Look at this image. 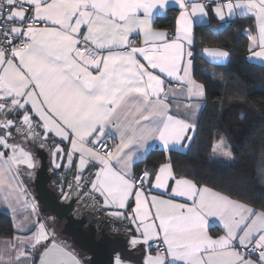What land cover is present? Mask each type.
<instances>
[{
	"label": "snow or ice",
	"instance_id": "1",
	"mask_svg": "<svg viewBox=\"0 0 264 264\" xmlns=\"http://www.w3.org/2000/svg\"><path fill=\"white\" fill-rule=\"evenodd\" d=\"M167 2L0 0V146L11 150L0 151V196L14 216V205L37 213L19 179L21 164L35 166L33 156L9 139L15 128L23 140L38 139L45 147L51 133L70 144L62 148L53 139L54 156L66 155L71 165L79 154L76 187L84 186L82 180L89 182L93 200L92 194H99L105 206L123 210L111 215L137 225L142 241L134 238L133 245L162 241L166 246L161 250L158 244L146 264H264V209L177 177L170 160L158 169L144 168L139 176L133 170L134 158L150 140H159L168 150L193 139L187 133L195 131L192 117L202 107L193 101L206 95L205 85L193 74V17L203 21L206 6L176 0L181 11L174 34H169L152 27L153 10L165 8ZM225 9L229 17L239 10L241 17L255 18L258 34L249 35L248 48L251 57L264 61V0H229L213 11L224 20ZM133 35L142 40L137 43ZM202 53L214 63L230 58V52L219 47H203ZM178 97L188 103L181 105ZM181 107L191 110V116L185 112L181 117ZM10 113L20 115L9 119ZM213 151L233 158L223 138ZM95 164L99 167L83 176ZM154 190L162 191L146 195ZM209 218H217L223 235H209ZM30 224L28 216L23 223L14 219L19 231L30 230ZM33 226L37 230L31 235L3 242L0 264H35L31 253L49 236L44 223ZM251 254L258 258L251 259ZM38 264L81 261L53 241L43 245Z\"/></svg>",
	"mask_w": 264,
	"mask_h": 264
},
{
	"label": "trees",
	"instance_id": "2",
	"mask_svg": "<svg viewBox=\"0 0 264 264\" xmlns=\"http://www.w3.org/2000/svg\"><path fill=\"white\" fill-rule=\"evenodd\" d=\"M177 11V7H168L155 23L171 30ZM247 27L248 21L239 16L228 19L216 31L208 24L196 27L193 74L205 85L206 95L193 139L183 151L151 149L136 162L135 172L146 167L157 169L167 157L176 175H185L256 209H264V66L247 58ZM205 45L226 49L230 58L222 63L205 59L201 53ZM218 138L228 143L231 162L213 155L212 146ZM59 171H51L53 178L59 179ZM62 175L64 180L68 177ZM12 234L9 214L0 211V236Z\"/></svg>",
	"mask_w": 264,
	"mask_h": 264
},
{
	"label": "crops",
	"instance_id": "3",
	"mask_svg": "<svg viewBox=\"0 0 264 264\" xmlns=\"http://www.w3.org/2000/svg\"><path fill=\"white\" fill-rule=\"evenodd\" d=\"M215 1L216 0H189L190 3H203V4H205L206 11L208 13V15L203 18V21H201V19L199 17H193V20H194L193 31L194 32H195V29H196L197 26L204 25V24H206V25L208 24L211 27L212 30L216 31V30H219L228 19H230L232 17H235V16L241 17L239 15V10H237V12H236L235 15L229 17L227 15V9H225L224 10L225 11V19L224 20H221L215 14V12L213 11V9L216 6ZM220 1H221V4H224V3L229 2V0H220ZM231 2L235 4L236 3V0H231ZM170 6H174V7H177L178 8V11H177V14L175 16L174 23H173V26H172L171 30H169V29H167L165 27L159 26L157 23H155V18L157 16L163 15L166 12L167 8L170 7ZM180 11H181V9H180L179 5L176 3V0H168L165 8L161 9V8L157 7V8H155L153 10V24H152V27L154 29H156V30H163V31H166L169 34H174V32H175V26H176V19L179 16ZM189 11H191L190 8H189ZM243 18H245L248 21V27L245 29V32L247 33V37H249L250 34H258V30L255 27V25H256L255 18L254 17H251V16L250 17H243ZM132 37L135 38V41H137V43H139L142 40V37L141 36H138V35H133ZM249 42H250L249 41V38H247V58L250 61H252V62H255L257 64H260V65H263L264 66V61H261L259 58L251 57V52L249 51V48H248ZM203 47H218V46L205 45ZM219 48H222V47H219ZM224 50H226V49H224ZM255 50H259V49L257 48ZM201 53H202V49H201ZM202 56L205 59L209 60L203 53H202ZM177 99L179 100V102L181 103V105H183L185 103H188V100L185 97H178ZM193 102H199V103L202 104V101H193ZM169 103H172L173 105L175 104V102L172 101L171 98L169 99ZM200 110L198 112H196V114H195L194 117H192V120L195 123H196V120H197L198 115L200 113ZM185 112H187V114L189 116H191V110H185L183 107H181V111H180L181 117H183L185 115ZM173 114H175V107L174 106H173ZM18 115H20V114L19 113H15V114L10 113L8 115V118L9 119H14ZM34 119H36V118L34 117ZM11 131L13 133V138H10L9 139V143H13V142L20 143L21 146L26 151H30L31 152V154L33 156V160H36V162L34 163L35 166L32 169H29V168L25 167L23 164H21L19 166V170L21 168H24V169H21V172L23 173V176L19 175V179L22 182V186H23V188L25 190V198H27L29 201H34L33 198H32L33 195H34V192L27 185V182H26L25 179L28 180L27 177L29 176V173L30 172H33V174H34L35 168H36V166L38 164V158L36 156L35 149L37 147H40L41 140H38V139L37 140H33V139L23 140L18 134H16L15 128H12ZM36 131L38 133H40V135L42 137V135H43L42 129L37 128ZM192 134H193V132L192 131H189L187 133V136H192ZM53 139H55L56 143H60V146L62 148L70 147V144L67 141L60 142V138L54 137V134H51L50 133L49 134V138L45 142L46 143V146L43 147L47 151H49V160L51 162L50 165H49V168L51 169L52 172H55V170L58 169L55 165L56 164H60L61 167H59V168H61V169L58 172V174L65 173V174H68V176H69L71 174V172L73 171L74 172V176H75L76 173H77L78 165H79V154L78 153L74 154V156H73V162H72L71 165H69L68 164V161H67L66 155H64V156H61L60 154H57L55 156L53 155V152L55 151V147L53 145ZM114 142H117L118 143L119 141L117 139ZM188 143H189V140L188 139H184L181 142V144L184 145L185 147H181V146L177 145L174 148H170L168 150H165L164 147H163L162 142H160L159 140H150L148 142V144L143 149L140 150L139 156L137 158H134L133 170L134 171L137 170V169H135L136 168V166H135L136 162L143 160L147 156V154L149 153V151L151 149H153V148H157V149H160V150H164L165 152H167L169 150H179V151H183V150L186 149ZM0 151H4L6 154H10V152H11L10 149H4L2 146H0ZM52 161H53V163H52ZM168 161L169 160L167 159V157H165V159L158 164V167H159L160 164L165 163V162H168ZM98 167H99V164H95L93 167L86 168L84 170V172H83V176L87 177L90 174V172L95 171V169L98 168ZM158 167H157V169H158ZM62 171H63V173H62ZM176 176L177 177L184 176L186 178L191 179L190 177H187L185 175H176ZM33 177H34V175L32 176V179H33ZM69 177H71V176H69ZM81 183L84 185L81 188H77L76 185H72L73 188H72V191L69 193V195H73V194H75L76 192H79V191L83 192L82 195H84L85 197H88L90 199V201L93 204H95L96 207H98L100 209V212L103 214L104 217H109V218L116 219L117 222H119V226L121 227V230L122 231H125V232H128V233L131 234V237H130L131 241L134 238L140 239L142 241V236L140 235L139 232L136 231L137 225L132 224L130 222V220H128V219L117 218V217H115V216H113V215L110 214V213H113L115 211H123V210H120V209L116 208L115 206H105L104 203H103V198L101 196H99V194H97V193H93L92 194V196L94 197V200H93V198H91L89 196V193L91 191V184L89 182L83 181V180L81 181ZM197 184L198 185H201V186L206 185V186H208L210 188H213V187H211V186H209L207 184H203V183H197ZM50 185L51 186H57L58 189L56 191L58 193H60L61 187H62V182L61 181L60 182H57L56 179L53 178L52 181H51V183H50ZM213 189H215V188H213ZM215 190H217V189H215ZM161 191L162 190H154L151 193H146V195H149V197L151 195H159L161 193ZM217 191H219V190H217ZM63 195H66V194L64 193ZM64 199H65V197H64ZM234 199H236V198H234ZM179 202L183 203L184 200L183 199H180ZM247 204H249V203H247ZM249 205H251V204H249ZM14 206L17 208V211L15 213V216L13 214V209L10 208V207H8V205L4 203V201L2 199V196H0V211L9 214V216L11 218V221H12V226H13V234L11 236H8V237L0 236V248H2L4 246L3 245V242L5 240H14L15 236H17V235H20V236L31 235L32 232H35L37 230L36 227L33 226V224H35V222L38 221L37 213L33 214L32 213V210H31V207H29L27 209H24V208L20 207L19 205H14ZM132 207H134V199H132L130 201L129 211L131 210ZM25 216H28L29 220L32 222V224L29 225V229L30 230L19 231V230H17L14 227V219H15V222L16 223H23ZM214 224H215V226H213ZM208 232H209V235L213 236L214 238L217 237V236H219V235H223L224 234L222 225L219 224L217 218H209ZM48 236H49L48 240L47 241H44L43 242V245H50L53 241H55L60 246L66 248V250H68L70 252H73L77 256V258L81 261V264H86V260L84 259V257L81 254H79V252H77L75 249H73L69 245H66L65 243H63V242L55 239L54 237L51 236V233L48 234ZM138 244H141L144 247V251H143V253L141 255V264H146V261H147L148 256L149 255L154 256L156 254V250L157 249L153 247V241H149V244H144L142 242L141 243H138ZM43 245H38L37 246V251L31 253V258H32L33 261H35V264H38V262H39V254H40V252L43 251ZM149 245H151V247ZM164 247H166V246H164ZM26 250H27V248H26ZM250 258L253 259V260H256L258 258V256H250ZM126 262L129 263V264H135V263H133L131 261H128V260H126ZM177 264H183V262L178 261Z\"/></svg>",
	"mask_w": 264,
	"mask_h": 264
},
{
	"label": "water",
	"instance_id": "4",
	"mask_svg": "<svg viewBox=\"0 0 264 264\" xmlns=\"http://www.w3.org/2000/svg\"><path fill=\"white\" fill-rule=\"evenodd\" d=\"M38 165L34 171L33 187L34 197L42 211H49L58 221H62L61 233L68 236L71 242L81 251L88 254L87 264H112L115 254L121 259L141 264V255L144 247L141 244L131 243V234L120 230L111 233L110 226L117 222L114 218L101 215L94 216L90 211L80 216L75 215V209L86 199L83 192L79 191L77 196H70L67 200L61 199L60 193L50 183L53 179L49 168V151L43 147L35 149ZM61 169V168H58ZM57 182H62L61 192L69 196L72 188L69 184L76 185L74 172L63 179L62 174ZM65 184V185H64ZM68 185V186H67ZM102 214V213H101ZM103 215V214H102Z\"/></svg>",
	"mask_w": 264,
	"mask_h": 264
},
{
	"label": "rangeland",
	"instance_id": "5",
	"mask_svg": "<svg viewBox=\"0 0 264 264\" xmlns=\"http://www.w3.org/2000/svg\"><path fill=\"white\" fill-rule=\"evenodd\" d=\"M221 140V138H218L214 143H213V146H212V152H213V155L218 157L219 159H221L222 161L224 162H231L233 160H227L224 156L222 155H219L218 153H214L213 151V148L214 146H216L219 141ZM225 141V139H224ZM226 144L228 145V143L226 142ZM229 147V145H228ZM233 157V156H232ZM36 162V160H34V163ZM50 160L48 162V164L50 165ZM53 163V161H52ZM38 165V164H37ZM25 167H27V165H24ZM21 168V167H20ZM28 168V167H27ZM21 169H24V168H21ZM21 169L19 170V175L23 176V173L21 172ZM31 175H29L26 180L27 182V185L30 187V189L34 192V188H33V179H32V176L34 175L33 172H30ZM53 188H55V190H57V186H52ZM60 196L61 198L63 199L66 195H62L60 193ZM33 200L35 202V204L37 205V217H38V221L41 222V223H44L45 226H46V230L48 232V234L51 233V236L54 237L55 239L65 243L66 245H69L70 247H72L73 249H75L77 252H79V254H81L84 259L86 260V264H87V261H88V254L81 251L79 248H77L70 240V238L68 236H66L65 234L61 233L60 229L62 227V221H58L55 216L53 214H51L49 211H42L40 209V205L38 203V201L35 199L34 195H33ZM117 257H119L118 254H115L114 256V259H113V263L112 264H117ZM120 261H121V264H129L126 262V260L124 259H121L119 257Z\"/></svg>",
	"mask_w": 264,
	"mask_h": 264
},
{
	"label": "flooded vegetation",
	"instance_id": "6",
	"mask_svg": "<svg viewBox=\"0 0 264 264\" xmlns=\"http://www.w3.org/2000/svg\"><path fill=\"white\" fill-rule=\"evenodd\" d=\"M53 175V173H52ZM60 193L63 195L64 193L60 191ZM78 192H76L75 194L73 195H69L68 198L70 196H77ZM67 198V199H68ZM62 199V198H61ZM64 199V198H63ZM65 199V200H67ZM83 203L80 204L79 208L75 209V215L77 216H80L82 214H86L88 212H92L94 216H97V215H101V212H100V209L98 207L95 206V204H93L90 200L86 199L85 201H82ZM121 230V227L119 226L118 223L116 222H113V225L111 224L110 226V232L111 233H115V232H119Z\"/></svg>",
	"mask_w": 264,
	"mask_h": 264
},
{
	"label": "built area",
	"instance_id": "7",
	"mask_svg": "<svg viewBox=\"0 0 264 264\" xmlns=\"http://www.w3.org/2000/svg\"><path fill=\"white\" fill-rule=\"evenodd\" d=\"M215 4H221V1L220 0H216L215 1ZM3 21L2 20H0V26H2L3 25ZM133 40H135V38H133V37H131ZM141 171H142V169H140V170H138L137 172H136V174L139 176L140 174H141ZM160 245V247H161V250L164 248V245H162V242L161 241H153V247L154 248H156L157 249V245ZM251 256H258V254H251Z\"/></svg>",
	"mask_w": 264,
	"mask_h": 264
}]
</instances>
